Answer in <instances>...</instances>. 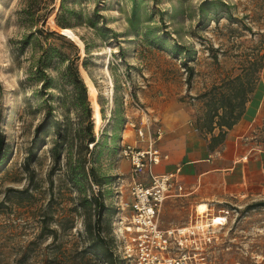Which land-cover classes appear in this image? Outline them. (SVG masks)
<instances>
[{
  "label": "rangeland",
  "instance_id": "1",
  "mask_svg": "<svg viewBox=\"0 0 264 264\" xmlns=\"http://www.w3.org/2000/svg\"><path fill=\"white\" fill-rule=\"evenodd\" d=\"M41 1L0 0V132L4 135L0 264H112L115 203L132 202L126 190L129 162L119 153L120 140L134 145L135 128L145 126L162 150L163 145L178 142L188 145L192 135L208 142L209 149L218 146L220 136L217 141L212 137L220 133V115L227 118L229 112L220 100L243 73L247 58L261 48L259 33L264 25L252 19L238 21L252 14L253 0H217L231 6L229 13L237 21L228 19L223 6L215 15L206 6L203 16L199 6L210 0H134V16L132 0H76L69 3L75 15L66 16L71 28L65 32L54 23L59 0H52L45 24L39 22L35 28L66 33L81 49L84 41L89 44L86 66L91 78L82 67L86 54L81 49L78 66L93 94L94 134L100 139V145L96 149L88 145V151L77 140L63 141L55 157L57 130L54 123H43L47 113L68 137L79 126L71 87L62 76L66 63L59 64L55 57L49 60L48 97L39 92V82L29 77L34 61L44 55L41 48L62 47L69 54L70 41L39 34L35 48L29 45L20 51L18 40L35 30L25 25L23 10ZM174 46H178L176 54ZM257 76L242 107L253 115L245 144L264 151V62ZM233 108V114L241 110L238 105ZM79 156L85 159L86 171L93 168L99 183L88 177L86 196L98 190L103 194L106 209L100 231L112 256L92 245L84 228L89 212L79 203L84 195L67 178L69 166L74 167ZM195 205L185 197L164 201L161 225L185 226L190 214H196ZM213 207L227 209L229 216L228 225L218 230L219 242L209 250V264H264V196L240 203L218 202Z\"/></svg>",
  "mask_w": 264,
  "mask_h": 264
},
{
  "label": "trees",
  "instance_id": "2",
  "mask_svg": "<svg viewBox=\"0 0 264 264\" xmlns=\"http://www.w3.org/2000/svg\"><path fill=\"white\" fill-rule=\"evenodd\" d=\"M76 1V0H59L58 8H55L53 12H55V18L54 23L61 28V30L66 29L67 27H70V25L66 22L67 17L66 16H74L75 10L69 6V3ZM256 1L255 9H253L252 14H245L243 17H241L239 20L237 18H234L231 13H229V10L231 9V6H228L227 4H224L223 2H219L217 0H210V1H203L200 4V12L204 16L205 13V7L209 6L212 7V15H215L218 13V7L223 6L228 11V19L232 21H244L245 19H252V21H255L256 23H259L260 26L264 25V0H253ZM132 15L134 16L135 8H134V0H132ZM52 4V0H43L40 3L37 4L35 7H29L23 10L25 15V25L30 26L33 25L34 28L36 27L37 23L41 22L42 25L45 24L46 16L49 14V8ZM258 16V17H257ZM130 23L132 25V21L130 20ZM244 27L246 29H250L246 24ZM71 28V27H70ZM44 35L47 37L52 36H60L62 38L67 39L69 42V46L71 47V51L68 53L62 51V47H54V46H48V48H41L44 49L43 53L37 60L34 61V67L32 70H30L29 77L32 78L34 81H38L40 84L41 92L42 94L49 96L48 90L50 89V78H48L47 75H45V70L48 67L49 60L52 57H55L59 64L66 63L65 68L63 70L62 76L64 83L67 86L71 87V105L73 108L77 111L76 119L78 124V130L76 134L73 137H68L66 134L61 133V124L59 122H52L51 115L47 113V118L43 123L49 124L54 123V127L57 130V137L58 141L54 142V145L52 147V152L54 153L55 157L58 156V147L60 146L63 141L69 143L77 140L80 144V146L84 149V151H88V145H92V149H96L100 145V139L95 138V131H94V112L95 109L93 108V94L90 92V89L88 87L87 82L81 77L79 73V53L82 50L85 55V60L82 62V67L84 70L88 73L89 77L91 78L88 68L86 66L87 58H88V48L89 44L84 41V45L82 49L78 46V44L74 43L68 34L66 33H60L59 35L54 31L49 30H42L37 29L31 31L29 34L23 36L20 40H18L20 51L24 50L25 47L32 45L33 48H35L34 41H36L37 35ZM260 36V47L255 53L252 54V57L247 58L245 61L246 65L243 67V73L238 74L234 78L233 86L230 88L229 92L224 93L222 96L221 107H224L227 111H229L227 114V118H225L224 115H220L218 126L220 128V133L218 136H213L212 140L217 141L219 136L221 140L218 141V145L221 144L224 140L226 131L230 129L242 116L244 113V110L242 109L245 102L248 100L249 94H251L254 90V87L258 81V72L263 67L264 62V31L259 33ZM33 39V40H32ZM81 49V50H80ZM23 53V52H21ZM121 59L124 57L123 52L119 50ZM173 54L178 53V46H174L172 50ZM83 79V80H82ZM93 81V80H92ZM94 83V81H93ZM95 84V83H94ZM36 92H31V94H35ZM88 94V96H87ZM89 98V102H88ZM234 101V103H232ZM90 103V106H89ZM100 113L102 119H104L103 114V107L100 104ZM236 105L241 106V110L237 112L236 114H233V107ZM51 113V111H50ZM71 123V122H70ZM120 124V122H117ZM69 124V123H68ZM223 127L227 128L226 131L222 130ZM209 132L212 131V127L208 128ZM4 143V135L0 132V150ZM216 146V145H215ZM79 155L80 151L78 152ZM1 163V159H0ZM88 177H91L96 185L98 186V180L93 176V168H89L88 171L85 170V159L82 157L78 158V163L71 167L69 166L67 178L68 181L71 183V187L75 188L76 191L81 192L84 196L80 200V205L88 210V217L85 221L84 228L88 236L91 238L92 245L97 249V251H100L102 254H104L106 257L112 256V250L111 252H108V248L106 247V240L101 235L100 231V219L105 211V204L103 201V194L100 190H98L97 193L92 194L91 196H86L85 190H86V181L88 180ZM114 253V252H113ZM115 256V255H114ZM114 262L112 264H118L117 257L115 256V259L113 258Z\"/></svg>",
  "mask_w": 264,
  "mask_h": 264
},
{
  "label": "built area",
  "instance_id": "3",
  "mask_svg": "<svg viewBox=\"0 0 264 264\" xmlns=\"http://www.w3.org/2000/svg\"><path fill=\"white\" fill-rule=\"evenodd\" d=\"M160 135L158 132L157 138ZM135 136L146 147L120 140L119 153L129 162L126 190L132 202L121 199L115 203L114 252L118 264H209V250L219 242L218 230L228 225V210L215 211L207 205L203 214L195 211L188 225L162 228V204L169 196L184 191L180 168L156 174L154 167L168 155L155 146L145 126L136 127ZM218 218L222 222H217Z\"/></svg>",
  "mask_w": 264,
  "mask_h": 264
},
{
  "label": "crops",
  "instance_id": "4",
  "mask_svg": "<svg viewBox=\"0 0 264 264\" xmlns=\"http://www.w3.org/2000/svg\"><path fill=\"white\" fill-rule=\"evenodd\" d=\"M252 116L251 110L246 109L242 117L226 131L223 142L213 149H209L208 142L195 135H192L188 145L178 142L163 145L164 150L159 147L162 153L168 155V159L161 160L154 167V172L167 174L179 167V177L184 187L182 194L169 196L166 200L185 197L190 202H196V205L205 202L208 206H214L218 202L240 203L244 198L264 196V151L247 148L245 144L252 126ZM134 145L146 147L137 141L136 136ZM189 217L190 221L193 214Z\"/></svg>",
  "mask_w": 264,
  "mask_h": 264
},
{
  "label": "bare ground",
  "instance_id": "5",
  "mask_svg": "<svg viewBox=\"0 0 264 264\" xmlns=\"http://www.w3.org/2000/svg\"><path fill=\"white\" fill-rule=\"evenodd\" d=\"M63 31L69 32V29H65ZM105 71L107 75H109L108 66L105 68ZM206 210H207V204L205 202L198 203L197 205H195V208H194V212L196 211L198 215L203 214ZM217 222H222V220L218 218ZM200 224H204V223L200 222Z\"/></svg>",
  "mask_w": 264,
  "mask_h": 264
}]
</instances>
